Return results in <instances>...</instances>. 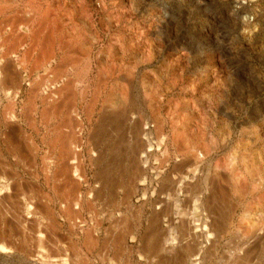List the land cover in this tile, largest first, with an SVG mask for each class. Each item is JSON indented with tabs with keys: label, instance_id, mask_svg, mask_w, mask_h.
<instances>
[{
	"label": "rangeland",
	"instance_id": "obj_1",
	"mask_svg": "<svg viewBox=\"0 0 264 264\" xmlns=\"http://www.w3.org/2000/svg\"><path fill=\"white\" fill-rule=\"evenodd\" d=\"M0 9V264H152L149 217L165 208L183 142L201 151L202 188L216 162L248 154L264 165V0H0ZM215 184L205 199L221 207L216 224L233 213L231 233L204 262L164 264H235L223 252L254 217L246 208H264V189L235 209L230 186ZM197 195L185 189L183 207ZM159 218L156 227L168 224ZM255 251L247 264H264V244Z\"/></svg>",
	"mask_w": 264,
	"mask_h": 264
},
{
	"label": "bare ground",
	"instance_id": "obj_2",
	"mask_svg": "<svg viewBox=\"0 0 264 264\" xmlns=\"http://www.w3.org/2000/svg\"><path fill=\"white\" fill-rule=\"evenodd\" d=\"M2 9V8H1ZM0 9V10H1ZM47 11V10H46ZM51 12V11H50ZM32 13V12H31ZM49 14V13H47ZM51 14V13H50ZM29 15V14H28ZM46 15V14H45ZM31 17V16H30ZM42 17L43 14H42ZM49 17V15H48ZM26 19V18H25ZM46 19V18H45ZM44 19V20H45ZM24 20V19H23ZM29 21L28 17L26 19ZM42 20V18H41ZM25 21V20H24ZM31 21V20H30ZM43 21V20H42ZM48 21V20H47ZM51 21V20H50ZM32 22V21H31ZM29 22V24L31 23ZM39 22V21H38ZM44 22V21H43ZM46 22V21H45ZM49 22V21H48ZM61 22V21H60ZM83 23L86 24V21L83 20ZM40 23V22H39ZM47 23V22H46ZM27 25V27L30 25ZM42 24V23H41ZM40 24V26H41ZM36 25V24H35ZM47 27L48 23L46 24ZM50 25V23H49ZM84 25V24H83ZM52 26V25H51ZM59 28L58 30L61 31L63 29V25L62 23L58 24ZM26 27V29H28ZM56 27V26H55ZM37 28V27H36ZM38 29V28H37ZM40 29V28H39ZM35 30V28H34ZM42 30V29H41ZM57 30V29H55ZM57 30V31H58ZM31 31V30H30ZM37 31V30H36ZM56 31V32H57ZM23 32V31H22ZM25 32H27V30H25ZM39 32V31H38ZM32 33V32H31ZM40 33V32H39ZM42 33V31H41ZM23 34V33H22ZM48 34V33H46ZM45 34V35H46ZM34 35L35 31H34ZM34 35L32 37H34ZM39 35V34H38ZM36 35V36H38ZM61 36V35H60ZM26 37V36H25ZM24 37V39H25ZM44 37V36H43ZM49 38V36H48ZM52 38V35H51ZM59 38V37H58ZM69 39L66 41V39H62L60 41V43L62 45H64L65 47H68L69 43L72 42L75 38H71V36L68 37ZM38 39V38H35ZM33 40L32 42L37 40ZM45 39V38H44ZM52 41V40H51ZM31 42V41H30ZM35 43V42H34ZM54 43V41L52 42ZM33 45V44H31ZM34 46H36L34 44ZM47 47V46H46ZM51 47V46H50ZM82 47V46H80ZM44 48V47H42ZM71 48V47H70ZM32 49V46H31ZM63 49V48H62ZM72 49V48H71ZM71 49H69L68 51H71ZM75 48H73L72 50H74ZM30 50V49H29ZM80 52L83 55H89L90 52V48L89 47H85V48H79ZM32 51V50H31ZM55 51V50H54ZM66 51V52H68ZM26 53V51H25ZM29 53V52H28ZM51 53V52H50ZM48 54V53H47ZM46 54V55H47ZM71 54V53H70ZM29 55V54H28ZM31 55V54H30ZM45 55V56H46ZM49 55V54H48ZM54 55V54H53ZM40 56V55H39ZM44 56V58H45ZM28 57V56H27ZM49 57V56H48ZM48 57L46 56L47 60ZM74 57V56H73ZM45 58V59H46ZM44 59V60H45ZM79 59V58H78ZM73 60V59H72ZM39 61V60H38ZM44 62V61H43ZM46 62V61H45ZM38 63V62H37ZM34 64V63H33ZM38 65V64H37ZM56 67V66H55ZM61 66H59L60 68ZM63 69V68H62ZM53 71V70H52ZM60 73V72H58ZM57 76V74H56ZM42 77V76H41ZM55 77V76H54ZM54 79V78H53ZM68 79V78H67ZM130 80V79H129ZM38 84V83H37ZM41 84V83H40ZM64 85V84H63ZM66 85V84H65ZM59 90V89H58ZM33 91V90H32ZM54 91V90H53ZM83 91V90H82ZM55 92V91H54ZM57 92V91H56ZM51 93V92H50ZM49 93V94H50ZM75 94V93H73ZM117 94V93H116ZM51 95V94H50ZM83 95V94H82ZM129 96V92L128 90H122L121 92H119L118 94V99L119 102L122 105V108L125 107L127 99ZM31 97V96H30ZM73 98V97H72ZM53 100V99H52ZM62 100V99H61ZM65 100V99H64ZM63 100V101H64ZM91 100V99H90ZM114 103V102H113ZM68 105V104H67ZM90 106V105H89ZM26 107V106H25ZM61 108V107H60ZM48 109V108H47ZM70 109V108H69ZM76 109V108H75ZM71 110V109H70ZM86 110V109H85ZM22 111V110H21ZM55 112V111H54ZM89 112V111H88ZM87 113V112H86ZM25 116V115H24ZM179 116V115H178ZM109 117V116H108ZM113 117V116H112ZM107 119V118H106ZM66 121V120H65ZM73 120H71L72 122ZM31 122V121H30ZM78 122V121H77ZM64 123V122H63ZM143 123V122H142ZM199 123V122H198ZM69 124V123H68ZM58 125V124H57ZM64 125V124H63ZM159 125V124H158ZM185 125V124H184ZM61 126V125H60ZM70 126V125H69ZM78 126H81V124ZM63 127V126H62ZM82 128V127H81ZM158 128V127H157ZM178 128V127H177ZM180 129V128H179ZM20 130V129H19ZM75 130V129H74ZM196 130V129H195ZM160 131V130H159ZM163 131V130H162ZM21 132V131H20ZM256 132V131H255ZM259 132V130H258ZM257 132V133H258ZM264 132V131H263ZM63 133V132H62ZM188 133V132H187ZM256 133V134H257ZM183 134V132L180 133V130H176L175 132V138L174 140L177 141L178 139L181 138V135ZM191 134V133H190ZM196 134V133H195ZM255 134V135H256ZM263 134V133H262ZM69 135V134H67ZM73 135V134H72ZM162 135V134H161ZM165 135V134H164ZM258 135V134H257ZM256 135V136H257ZM264 135V134H263ZM94 137V136H93ZM253 137V136H252ZM255 137V136H254ZM261 137V136H260ZM263 137V136H262ZM56 138V137H55ZM192 138V137H191ZM250 139V138H249ZM259 139V138H258ZM251 140V139H250ZM262 140V139H261ZM160 141V139H159ZM242 141V140H241ZM245 141V140H244ZM260 141V139H259ZM261 142V141H260ZM259 142V143H260ZM263 142H264V138H263ZM262 142V143H263ZM160 143V142H159ZM174 143V142H173ZM257 143V142H256ZM96 144V143H95ZM161 144V143H160ZM205 144V143H204ZM249 144V143H248ZM261 144V143H260ZM97 145V144H96ZM257 145V144H256ZM259 145V144H258ZM151 146H152V142L150 140H147L146 143V149L143 150L144 153V158H145V164L150 163V157L152 156V152H151ZM191 145L189 143L183 142L182 146H180V148L178 149V157H181L180 159L182 161H184V165L182 167V169L178 172V175H176L177 173H175L176 170H178L177 168L175 169V171L172 169L171 172L174 173V177L172 178V185L171 188H169V190L167 191L168 193L165 194L164 191L161 190V201L164 202L165 208H163V210H160V218L159 219H164L165 221H167V219L165 217H168V224L166 226L163 225H159L156 227L157 223V218L154 219V217L151 215L149 217V222H148V236L146 237L148 239L147 243H149V245L151 247H155L156 245L158 246L157 253L159 255V257L161 256L162 259L165 260H171V259H177L179 257H194V259H196V261H194L195 263H198V260L200 261L201 259H207V258H211L213 257V255L217 254L218 251L220 250V240L223 239L227 234H229V232L231 233L230 229L232 228L231 226L233 225V213H230L228 216H226V213H224L225 215H223L222 213V218L220 219V223L217 221L218 224L215 223L213 216L214 213L212 211L215 212V210H213L212 208L217 207L218 206V202L214 203L215 205L217 204V206L214 205V207H211L209 205V202L207 200V197L205 199V191L206 189L210 188L215 184V182H220V184H224L228 183V181L232 182V186H230L229 191H231V198L234 201V207L231 208H238L240 205L241 200H243L246 196V194H256L257 192H260L261 189H264V165H262L263 162L259 161L260 165L257 166V168L254 167L253 164H247L249 163L247 160V155L245 156L244 154L242 156H238V158L241 159V161L238 159V164L240 163V165H237L236 163V159L235 157L233 159H235L233 161V159L231 157L232 160L229 161H223V162H216L213 164L212 169L209 168L207 176L205 178H203V182L205 184V186H203L204 188H202V181H201V164L203 163L202 158H201V154L199 153L200 150L196 151L195 149L190 147ZM78 147V146H77ZM167 147V146H166ZM239 147V146H238ZM256 147V146H255ZM259 147V146H258ZM71 148V147H70ZM164 148V147H163ZM162 148V150H163ZM263 149V148H262ZM141 150V149H140ZM168 151V150H167ZM255 151V150H254ZM201 152V151H200ZM140 153V152H139ZM142 153V152H141ZM199 153V154H198ZM165 154V153H164ZM258 154V153H257ZM141 155V154H140ZM241 155V154H240ZM236 156V155H235ZM253 156V155H252ZM171 157V156H170ZM259 157V156H258ZM261 158V157H259ZM227 159V158H226ZM262 159V158H261ZM50 160V159H49ZM165 160V159H164ZM224 160V159H223ZM252 160V159H250ZM255 160V158H254ZM259 160V159H257ZM207 161V160H206ZM167 162V161H166ZM177 162V161H176ZM236 162V163H235ZM251 162V161H250ZM256 162V160H255ZM160 163V162H159ZM258 163V164H259ZM256 165V163H254ZM176 165V164H175ZM180 165V164H179ZM255 165V166H256ZM159 167V165H158ZM243 167H244V172L246 174V176H244L243 173ZM147 168V167H145ZM154 168V166H153ZM140 171V170H139ZM204 171V170H203ZM137 172V171H136ZM106 174V173H105ZM263 174V175H262ZM104 176V175H103ZM146 176V180H149L150 183L153 182V174ZM155 176L159 177L158 172H155ZM170 176V174H169ZM172 177V174H171ZM169 178V177H168ZM250 183H249V182ZM168 185V184H167ZM227 185V186H228ZM163 186V184H162ZM169 186V185H168ZM166 186V188L168 187ZM218 186V185H217ZM220 188H218L219 190L221 189V185H219ZM225 185V187H227ZM228 186V187H229ZM164 187V186H163ZM189 187H192L195 189L196 191V195L198 193V197L196 200V204H194V206L188 208H184L183 207V201H182V194L184 192V190L188 189ZM216 187V186H215ZM224 187V186H223ZM224 187V188H225ZM165 188V189H166ZM212 188V189H213ZM164 189V190H165ZM210 189V190H212ZM223 189V188H222ZM227 189V190H228ZM218 192H221L219 191ZM148 191L146 192V194L148 195ZM190 191V190H189ZM224 190H222L223 192ZM187 192V191H186ZM215 191H213L214 193ZM225 192V193H226ZM264 192V191H263ZM2 193V189L0 190V194ZM217 193V191H216ZM224 194V193H223ZM211 195V196H210ZM215 194H212L211 191L209 193L210 197H214V199L217 200L218 197L212 196ZM221 195V194H220ZM219 195V196H220ZM225 195V194H224ZM224 195H221L224 196ZM229 195V196H230ZM258 195V194H256ZM218 196V194H217ZM227 196V194H226ZM259 196V195H258ZM209 197V199H210ZM216 197V198H215ZM225 197V196H224ZM187 198V197H186ZM189 198V197H188ZM193 198V197H192ZM223 198V197H222ZM255 199L258 197H254ZM221 199V198H220ZM229 199V198H227ZM252 199V198H251ZM259 199H261L262 201H264V193H261ZM150 200V199H149ZM188 199H186L185 201H187ZM222 200H226L225 198L218 200V201H222ZM248 200V199H247ZM250 200V199H249ZM258 200V199H257ZM184 201V202H185ZM232 201V202H233ZM260 201V200H259ZM258 201V202H259ZM219 202V204H220ZM226 202V201H225ZM231 202V201H230ZM230 203L231 206L233 205V203ZM249 202V201H248ZM256 202V201H255ZM156 203V202H155ZM189 203V202H188ZM191 203V202H190ZM211 205H213V201L211 200ZM254 204V203H253ZM258 204V203H255ZM261 204V203H260ZM250 204H246V206H249ZM191 206V205H190ZM222 206V205H221ZM230 206V205H229ZM253 206V205H252ZM257 206V205H256ZM252 207V208H246L247 213H251L254 217H249L247 214H245V219L243 216V221H239L241 222L240 225L238 226V240L240 239V243L237 244V246L235 247V249L232 248V250L230 251L227 250L225 253L223 252V254H225V256L227 257L226 259H228V263H235V264H247L250 260V257L252 255H254V252L257 253L255 250H258L259 246L263 247L264 244V218L262 217V214L260 215L259 218V214L258 212H260V210L264 209V208H260L261 205L258 204V206L256 207ZM219 207V206H218ZM217 207V208H218ZM228 207V206H227ZM216 208V209H217ZM221 208V207H219ZM224 208V207H223ZM192 209V210H191ZM215 209V208H214ZM234 209V210H235ZM226 210V209H225ZM231 210V209H230ZM231 210V211H234ZM245 210V209H244ZM219 211V210H218ZM221 212L223 210H220ZM219 211V212H220ZM159 212V211H158ZM226 212V211H225ZM235 212V211H234ZM245 212V211H244ZM152 214V213H151ZM216 215V213H215ZM220 215V214H219ZM244 215V214H243ZM218 216V215H217ZM236 217V216H235ZM242 217V216H241ZM216 218V217H215ZM158 219V221H159ZM241 220V219H240ZM163 221V220H162ZM161 222V221H160ZM239 222H237V224H239ZM237 226V225H236ZM235 226V227H236ZM231 227V228H230ZM159 229V234H158V230ZM235 231V230H234ZM148 232V231H147ZM236 232V231H235ZM234 234V233H233ZM237 234V233H236ZM232 235V234H231ZM229 235V236H231ZM235 235V234H234ZM227 237V236H226ZM232 237V236H231ZM95 238V237H94ZM236 238V237H235ZM232 241L235 243V239L231 238ZM226 240V239H225ZM92 241V240H91ZM231 241V240H230ZM237 241V240H236ZM229 243V242H228ZM225 245V242L223 244V246ZM231 245V244H230ZM229 245V246H230ZM228 247V246H226ZM150 248V247H149ZM255 248V250H253ZM154 249V248H153ZM260 249V248H259ZM151 250V249H149ZM152 251V250H151ZM154 251V250H153ZM156 253V252H154ZM153 254V253H152ZM223 256V255H222ZM264 256V255H263ZM160 257V258H161ZM254 257V256H253ZM251 257V258H253ZM150 258V257H149ZM257 258V257H256ZM161 259V260H162ZM185 260V258H183ZM190 259V258H189ZM225 259V257H224ZM249 259V260H248ZM159 260V259H158ZM178 260V259H177ZM201 260V261H203ZM208 260V259H207ZM206 260V261H207ZM253 260V259H252ZM163 261V260H162ZM180 261V260H178ZM193 261V260H192ZM200 261V262H201ZM226 261V260H225ZM155 262V261H154ZM165 262V261H164ZM181 262V261H180ZM204 262V261H203ZM185 263V262H184ZM183 263V264H184ZM225 263V262H224ZM201 264V263H200ZM227 264V262H226Z\"/></svg>",
	"mask_w": 264,
	"mask_h": 264
},
{
	"label": "crops",
	"instance_id": "obj_3",
	"mask_svg": "<svg viewBox=\"0 0 264 264\" xmlns=\"http://www.w3.org/2000/svg\"><path fill=\"white\" fill-rule=\"evenodd\" d=\"M157 257H158L159 260L154 258V259L152 260V264H160V261L162 262V264L165 263V262H164L165 259H162L161 256H160V257H161V258H160L158 254H157ZM161 259H162L163 261H162ZM154 261H155V262H154Z\"/></svg>",
	"mask_w": 264,
	"mask_h": 264
}]
</instances>
